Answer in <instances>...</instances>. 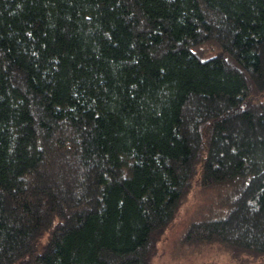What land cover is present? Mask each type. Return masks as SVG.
Segmentation results:
<instances>
[{"label": "trees", "instance_id": "1", "mask_svg": "<svg viewBox=\"0 0 264 264\" xmlns=\"http://www.w3.org/2000/svg\"><path fill=\"white\" fill-rule=\"evenodd\" d=\"M198 193L264 264V0H0V264H152Z\"/></svg>", "mask_w": 264, "mask_h": 264}, {"label": "rangeland", "instance_id": "2", "mask_svg": "<svg viewBox=\"0 0 264 264\" xmlns=\"http://www.w3.org/2000/svg\"><path fill=\"white\" fill-rule=\"evenodd\" d=\"M204 203V193H198L183 205L158 243V254L152 264H246L235 260L220 243L199 244L184 239L186 228L198 217ZM251 264H258V260Z\"/></svg>", "mask_w": 264, "mask_h": 264}]
</instances>
